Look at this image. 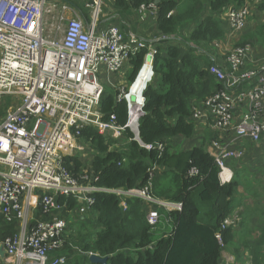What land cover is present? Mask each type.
Returning <instances> with one entry per match:
<instances>
[{
	"label": "built area",
	"instance_id": "obj_1",
	"mask_svg": "<svg viewBox=\"0 0 264 264\" xmlns=\"http://www.w3.org/2000/svg\"><path fill=\"white\" fill-rule=\"evenodd\" d=\"M89 7L87 23L68 4L59 9L48 0H0V222L17 221L15 235L0 243L6 252L5 264H68L67 256L62 254L68 221L61 214H79L76 220L90 214L95 193L121 198L124 211L126 199H141L151 226L159 223V210L182 208L181 204L155 196L149 185L132 190L101 188L96 185L98 176L90 169L76 176L66 166V157L88 156L87 146L81 142L84 126L98 129L101 135L111 130L113 140L130 131L142 145L139 126L145 115L144 91L155 78L156 48L132 34L126 37L119 26L100 28L101 0ZM147 7L156 8L150 3L142 9ZM58 10L61 14L55 17ZM252 10L251 2L226 9L223 16L229 29L244 32ZM48 16H53L51 22ZM141 49L148 51L142 68L134 82L121 86L117 95L119 102L127 104L126 125L118 126L115 115L104 122L100 112L104 80L112 85V78L120 75ZM250 54L249 45L238 47L225 61L228 70L213 65L210 71L223 89L193 108L198 126H207L213 135L209 152L220 169L222 185L231 183L234 177L229 162L246 159L239 142L246 139L259 144L264 139V67L247 70ZM146 68L152 72L151 79L137 87ZM242 82L245 86L233 93ZM6 98L12 100L2 108ZM236 108H245L239 120ZM142 146L164 150L163 144ZM60 197L76 199L79 206L68 210ZM43 216L50 218L43 221ZM231 223L228 219L225 225Z\"/></svg>",
	"mask_w": 264,
	"mask_h": 264
},
{
	"label": "trees",
	"instance_id": "obj_2",
	"mask_svg": "<svg viewBox=\"0 0 264 264\" xmlns=\"http://www.w3.org/2000/svg\"><path fill=\"white\" fill-rule=\"evenodd\" d=\"M245 1L133 2L136 7L154 3L158 8L157 27L163 38L155 44V78L144 91L145 115L140 120L139 138L142 145L156 147L163 144L164 150H147L133 139L130 131L123 138L113 140L91 126H84L81 141L90 145L95 153L91 171L98 176L97 186L132 190L149 185L155 196L181 204L182 208L172 212L159 210L161 219L156 226H151L147 221V206L141 199H126L127 210L124 211L121 198L104 192L95 193L93 211L80 217V221L72 217L78 224L70 223L67 229V232L70 230L65 248L76 250L70 257L66 254L68 264H92L90 254L108 258V264H222L225 253L231 254L233 259L226 261L227 264H264V208L255 207L262 198L259 201L255 197L246 199L239 191L245 182L251 187L248 192L252 190L250 181L242 180L246 176H242L241 171L247 166L245 164L242 170L233 167V180L222 185L220 169L209 152L211 138L207 140V126H198L193 119V108L223 89L222 83L210 71L213 65L222 66L220 60L225 57L215 55L219 41L225 36L221 17L226 9L242 6ZM255 1L264 12V0H251ZM117 2L121 6L125 0ZM247 44L241 41L231 52ZM147 53L141 49L132 56L129 84L134 82ZM117 95V91L106 88L100 112L104 122H109L115 115L116 124L124 127L128 121V108L125 101L117 100ZM199 131L206 133V137L202 143L196 141L194 145L191 141ZM179 140L189 141L190 148L179 150ZM113 145L118 146L111 150ZM240 163L244 164V161ZM66 166L77 176L84 164L78 156H73L66 157ZM160 181L167 183L166 189L160 186ZM59 201L67 204L68 210L79 206L76 199L60 197ZM239 209L241 213L234 215ZM67 215L64 211L61 217L69 222ZM41 216L38 210V219ZM256 216L261 220V227L253 226L248 237L245 235L246 238L238 240L235 223L240 225L241 219L245 226ZM49 218L43 216V221ZM166 218L169 225L164 221ZM228 219L234 223L226 226ZM162 224H166L168 230L158 237L156 232ZM16 225V220L0 222V243L15 235ZM256 231L255 238L252 234Z\"/></svg>",
	"mask_w": 264,
	"mask_h": 264
},
{
	"label": "crops",
	"instance_id": "obj_3",
	"mask_svg": "<svg viewBox=\"0 0 264 264\" xmlns=\"http://www.w3.org/2000/svg\"><path fill=\"white\" fill-rule=\"evenodd\" d=\"M48 1L59 7H61L64 4H68V6L72 8L75 15H78L87 23L90 21V15H91V8L89 7V4L95 3V0H48ZM158 2L159 1H157L156 3ZM245 2H251V0H246ZM133 4L134 3L131 2V0H125V2L121 6H119L117 0H101V7L99 13L100 28H106L112 25L119 26L126 37H129V35L132 34L138 40L145 42L146 45H151L153 47H156L155 44L158 43L163 38V36H161L160 32L158 31V27H157L158 8L156 7L155 9H151V10L146 8L145 10H143L142 8L144 5L136 7ZM60 14L61 13L59 11L57 16H59ZM261 14L262 12L259 10L258 6L254 8L251 12V18L249 19L247 27L242 33L232 32L227 25V19L224 16H222L221 19H222L225 36L222 40L219 41L220 45L215 51L216 54L211 50L210 53L211 54L213 53L216 56H218V54L225 55L226 52H230L239 42L245 41V43H248L247 45L251 47V54L246 59V69L247 70L262 69L264 67V51L262 50L259 52L258 50L260 48V44H258L259 41L258 40L252 41L245 37V36H249L250 32L257 29L258 26L256 25L259 24V16ZM261 44H263V42ZM223 58L220 60V63L225 67V69L227 68L228 70L227 63H225L226 59ZM131 70H132V66L130 62L125 65V69L120 75L114 76L112 78L113 81H111L112 85H110V88L118 90L121 88V86L126 87L129 84L127 82H128V75L130 74ZM151 76H152L151 70L146 68L143 71L142 76L137 82L136 86L137 87L138 86L142 87V85L144 86L145 82L151 79ZM245 84L246 82H242L240 85L235 87L232 90V92L238 93L242 89V86L243 87L245 86ZM244 109L236 108L234 110L236 117H238L237 120L240 119V115L244 111ZM205 137H206V133L199 131L195 139L191 142H193L194 145H196V141L202 143L203 138ZM181 142H184L183 143L184 150H188V147L190 148L189 141L179 140L177 143H181ZM238 147L245 149L246 158L249 157V155L251 154L256 155L259 153L260 155L259 157H262V159L259 160L264 161V139L259 144L252 143L249 140L245 139L242 142H239ZM77 156L84 164L82 171L86 169H90V170L92 169L91 161L93 159V156L91 157L90 162L88 159L84 157H81L79 155ZM252 159L255 160L256 157H253ZM243 161L244 164H241L240 162H231L230 165L234 174H235L234 168H238L239 170L243 169L244 165L246 164L245 160ZM81 173L82 172H80V174ZM80 174H77V176ZM75 215L73 214L72 217H74ZM77 216H79V214ZM80 219L81 218H79V220L76 221H80ZM254 219L257 221L255 224L256 227H261L262 223L260 218L257 216L254 217L253 219L250 218V220H254ZM164 221L167 223V225L170 224V223L168 224L167 218ZM257 234L258 231H256L253 234V236L256 238ZM5 259L6 258L0 257V264H5ZM228 259L233 260L232 255L229 253L223 254L222 264H227L226 261ZM250 264L252 263L250 262Z\"/></svg>",
	"mask_w": 264,
	"mask_h": 264
},
{
	"label": "rangeland",
	"instance_id": "obj_4",
	"mask_svg": "<svg viewBox=\"0 0 264 264\" xmlns=\"http://www.w3.org/2000/svg\"><path fill=\"white\" fill-rule=\"evenodd\" d=\"M154 4V3H153ZM61 6V5H60ZM62 7V6H61ZM61 7L58 6V8L60 9ZM251 7L252 9L256 8L257 7V4L255 3H252L251 2ZM148 8V7H147ZM149 10L153 9V8H148ZM58 11H56L54 13V16L56 17L58 15ZM52 17L53 16H48L47 19H48V22H51L52 21ZM251 18V16L249 17V19ZM249 19H248V22H249ZM258 26L256 30L250 32L249 36H245L246 38L252 40V41H255V40H258L260 44V48L258 49L259 52L260 51H264V12H262V14L259 16V24L256 25ZM263 42V44H261ZM263 48V49H262ZM231 53L230 52H226L225 54V57L228 56L229 54ZM259 56V55H258ZM128 83V82H127ZM104 84H105V89H112L110 88V84L104 80ZM130 85V84H129ZM115 91L118 92L119 94V90L120 89H113ZM11 98H6L2 104V108H7V105L9 102H11ZM212 133L210 131H207V140L209 141L210 138H212ZM82 142V141H81ZM83 143V142H82ZM183 143L184 142H181V143H177V148L179 150H184L183 148ZM85 146H87V149H88V156L86 157V159L90 160L91 157L93 156L94 157V154H92L91 152V149L92 147L88 144H85L83 143ZM199 145V144H197ZM189 148V147H188ZM77 156V155H75ZM82 157V155H79ZM259 153L254 155V154H251L249 155V157H247V160L245 161L246 162V166L247 168L243 169L241 171V175L242 176H246L245 178H242V180L245 182V181H250V183L252 184V190L250 192H248V190L251 189L250 187V184L248 182H245V186H241V189L239 190L241 193H243L245 196L246 199H249V198H253L255 197L256 198V201H259L261 198V202L257 204V208H260V209H263L264 208V161L262 160H259V159H262V157H259ZM253 157H256L255 160H253L252 158ZM255 165V166H253ZM160 186L163 188V189H166L167 187V183H165L164 181H160ZM254 194V196H253ZM253 202V201H252ZM252 204V203H251ZM253 205V204H252ZM259 205V206H258ZM254 209V208H253ZM238 212L241 213V210H237L234 212V215L238 214ZM239 213V217L242 218L241 214ZM67 216H70V219H69V222H68V228H69V224H78L77 222H74L73 218H72V215L70 213H68ZM75 220L78 218L77 215H75ZM243 219V218H242ZM244 220V219H243ZM256 220H251L248 224H246L245 226H242L243 224V221L240 219V225L235 223L236 224V233H237V236H238V240L239 238H241V240H243V238H246L248 237V232L250 231V229L253 227V226H256ZM259 223V222H258ZM77 229V228H76ZM70 230V229H69ZM69 230L67 232V235L69 237ZM168 228L162 224L158 227V230L156 232V234L159 236H161L162 232L164 231H167ZM72 231V230H71ZM254 234V233H253ZM252 234V236H253ZM246 235V237H245ZM77 237V235L75 236V238ZM158 237H155V238H158ZM76 245H74L75 247ZM76 248V247H75ZM64 253L65 255L67 254L69 257L71 256L72 253H76V250L74 249H66L64 250ZM67 256V257H68ZM228 262H232V260H227Z\"/></svg>",
	"mask_w": 264,
	"mask_h": 264
},
{
	"label": "water",
	"instance_id": "obj_5",
	"mask_svg": "<svg viewBox=\"0 0 264 264\" xmlns=\"http://www.w3.org/2000/svg\"><path fill=\"white\" fill-rule=\"evenodd\" d=\"M147 61L149 62L150 58H148ZM104 134L106 136H110V135L113 134V132L111 130H108V131L106 130L104 132ZM0 257L6 258V252H5V250L3 249L2 246H0ZM90 262L92 264H108V258H102V257H100V256H98L96 254H93V255H90Z\"/></svg>",
	"mask_w": 264,
	"mask_h": 264
}]
</instances>
